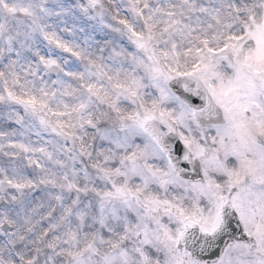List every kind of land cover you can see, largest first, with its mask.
<instances>
[{"label":"snow or ice","instance_id":"obj_1","mask_svg":"<svg viewBox=\"0 0 264 264\" xmlns=\"http://www.w3.org/2000/svg\"><path fill=\"white\" fill-rule=\"evenodd\" d=\"M0 264H264V0H0Z\"/></svg>","mask_w":264,"mask_h":264}]
</instances>
